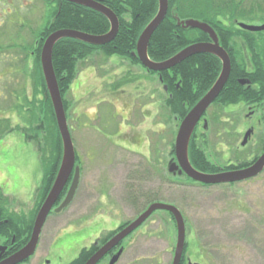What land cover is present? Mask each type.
Instances as JSON below:
<instances>
[{"label": "rangeland", "instance_id": "rangeland-1", "mask_svg": "<svg viewBox=\"0 0 264 264\" xmlns=\"http://www.w3.org/2000/svg\"><path fill=\"white\" fill-rule=\"evenodd\" d=\"M47 1L0 0V119L7 120L9 129L29 128L24 120L28 116L21 109L29 110L30 116L35 107L30 100L41 98L36 94L37 64L44 47L39 31L47 19ZM100 54L87 62L91 68L81 71L89 77L85 86L91 87V94L84 97L85 87H81L75 98L72 93L65 96L67 125L83 172L79 191L68 209L49 217L36 254L25 264H71L101 237L134 223L149 208L143 211L146 201L140 200V207L130 202L132 186L136 194L138 190L151 194L157 203L182 213L193 264H264V172L246 182L212 187L171 174L169 165L176 157L182 122L165 106L161 78L142 64L115 56V65ZM40 68L43 72L42 63ZM121 83L123 112L115 100L119 97L116 86ZM214 104L197 127V135L206 138L208 158L222 168L237 159L258 160L264 154V103L235 105L219 117ZM120 123L125 124L122 134L118 133ZM41 126L33 138L27 137L32 141H26L24 132L17 129L0 138V177L5 178L0 193L9 198L15 213L28 215L37 209L44 183L38 180L44 174L41 147L46 133ZM250 130L252 136L243 147ZM109 142L134 152L116 149ZM132 174L138 177L136 182L130 179ZM177 237L171 214L158 211L116 248L114 256L122 252L116 264H173ZM110 260L101 264H110Z\"/></svg>", "mask_w": 264, "mask_h": 264}, {"label": "trees", "instance_id": "trees-1", "mask_svg": "<svg viewBox=\"0 0 264 264\" xmlns=\"http://www.w3.org/2000/svg\"><path fill=\"white\" fill-rule=\"evenodd\" d=\"M93 1L104 5L116 14L120 21V31L111 43L102 47L92 46L71 38L63 39L57 43L53 52V66L66 111L68 105L65 96L70 92L72 83L80 72L90 66V64H86L95 55L101 53L100 55L106 59L118 56L129 60L134 65H141L138 57L135 56L138 41L159 12V0ZM47 8V19L39 31V37L43 38L41 44H44L52 34L62 30L76 31L92 36H104L111 30L109 20L93 9L61 0L47 1ZM190 20L211 26L219 37L220 45L231 58L230 79L215 102V107H212L220 110L217 116L227 114L228 109L235 105L252 106L264 103V32L252 33L239 27L241 23L264 25V0H169L168 15L153 35L148 48L149 58L153 62H166L194 44L211 42L210 37L201 30L184 27V23ZM37 66L40 76L36 81V94L41 95V98L36 97L33 103V100H30L31 104L35 105L30 116L28 115L29 110L23 107L21 109L22 114L30 117H24L30 127L21 128L18 126L9 129L7 120L0 119V138L17 129L18 132H24L26 138L31 139L35 129H41V125L45 126L46 133L43 148L41 147L44 183L35 212L28 215L12 212L9 198L0 193V243L3 242L7 248L4 259L16 254L29 243L36 216L49 195L63 162L62 137L45 77L40 68V60ZM221 71L222 63L217 57L199 54L171 70L161 73L148 72L161 78L167 95L165 106L173 117L182 122L212 89ZM242 82H246V84L243 85ZM123 85L124 83H121L116 87L119 89ZM36 99L39 100V108L36 106ZM27 118L29 120H26ZM197 133L198 129L195 130L189 146L190 162L197 171L214 175L243 170L253 165L256 158L253 161L237 159V165L230 163L225 168L213 163L204 151L205 136H198ZM30 139L27 138V141H32ZM262 146L261 151L264 152V140ZM77 160H79L78 156ZM148 167L150 169L149 165ZM131 176L132 181L138 180V177H134L133 174ZM184 178L189 183L198 184L187 177ZM132 187H130L131 193L128 198L136 207L141 206L140 200L147 203L143 211L157 203L155 198H151V194H144L138 190V195L132 191L135 189ZM65 195L66 191L62 194L61 200ZM172 219L174 220L173 216ZM124 227L126 226L122 228ZM115 235L116 232H112L101 237L95 245L83 249L79 257L71 264H86ZM189 250L190 245L186 243L181 264H193ZM0 261L2 260L0 259Z\"/></svg>", "mask_w": 264, "mask_h": 264}, {"label": "water", "instance_id": "water-1", "mask_svg": "<svg viewBox=\"0 0 264 264\" xmlns=\"http://www.w3.org/2000/svg\"><path fill=\"white\" fill-rule=\"evenodd\" d=\"M61 1L81 5L101 13L109 20L111 24V30L107 35L104 36H92L76 31L62 30L52 34L44 43L41 54V63L47 89L51 97L59 131L63 140L64 157L61 169L54 182V185L36 217L29 243L16 254L0 262V264H23L30 260L37 251L43 227L47 222L48 217L60 201L61 196L68 186L73 173L74 178L72 185L65 200L57 209H55L56 214H60L72 204L79 188L80 169L76 167V152L67 125L66 111L64 108L62 94L60 92L59 83L53 66V52L55 46L61 40L66 38L79 40L92 46H106L117 37L120 29V22L116 14L112 10L98 2H95L93 0ZM168 12L169 0H159V12L157 16L145 29L138 41L137 53L135 54V56L138 57L141 64L147 70L159 73L168 71L190 59L191 57L199 54L213 55L222 62L221 74L212 89L193 108V110L181 123L175 144L176 157L175 161H173L169 165V172L174 176L185 175L192 181L206 186L237 184L258 178L264 172V154L253 165L239 171L210 175L201 173L192 166L189 159V146L192 136L208 109L220 97L225 86L227 85L232 72V63L229 53L220 45L219 37L216 31L208 24L195 20H190L184 23V27L201 30L210 37L211 42L192 45L166 62H153L149 58L148 48L153 35L165 21ZM239 27L245 31H249L252 33L264 32V25L240 24ZM242 84L245 85L246 83L242 82ZM252 133L253 131L250 130L246 134L244 142L242 143L243 147L248 144ZM158 211H165L170 213L176 221L178 237L173 264H181L186 248L187 239L186 223L184 217L176 207L160 203L151 205L149 209L134 223L121 229L107 244L100 248L86 264H99L106 256H108L116 248H118L129 236H131V234L139 229L154 213ZM5 250V247H0V253H3V251ZM121 256L122 252L120 251L118 255L112 258L110 264H116L120 260Z\"/></svg>", "mask_w": 264, "mask_h": 264}, {"label": "crops", "instance_id": "crops-1", "mask_svg": "<svg viewBox=\"0 0 264 264\" xmlns=\"http://www.w3.org/2000/svg\"><path fill=\"white\" fill-rule=\"evenodd\" d=\"M114 59V57H112V58H110V61L111 60H113ZM112 64V63H111ZM113 64H117V62H115L114 60H113ZM93 65H91V66H89L88 68H86V69H89V68H91ZM86 71H84V72H81L79 75H78V77L76 78V80L73 82V84H72V86H71V89H70V92H68V94L69 93H72V95H73V97L75 98V93H79V91H80V89H78V88H81V87H85V95H84V97L86 96H89L91 93L90 92H88L89 90H90V88L91 87H88L87 89H86V86H85V84H87V82H88V79H89V77L86 75V73H85ZM89 72L91 73V75H94L95 76V70H89ZM80 79V80H79ZM112 79H109V82H111V83H109L110 85H112L113 84V81H111ZM130 83H133L132 82V80H130ZM76 84H77V86H76ZM72 88L74 89L73 91H72ZM78 89V90H77ZM118 90V94H119V97L116 99L115 98V100L117 101V105H118V107H119V109H120V112H123L122 110H123V107H122V100L121 99H123L124 98V96L125 95H123V93H124V90H123V88H119V89H117ZM67 94V95H68ZM125 94V93H124ZM67 95H66V97H67ZM114 100V101H115ZM94 107V106H93ZM95 109H96V107H94ZM134 109V108H133ZM131 113H132V110H131ZM77 114V113H76ZM78 115V117H83V115H85V116H88V115H86V114H77ZM133 116V115H132ZM118 127L120 128V130H119V134H122V132H123V130H124V128H125V124H123V123H120L119 125H118ZM10 134V133H9ZM8 134V135H9ZM14 134V133H13ZM7 135V136H8ZM6 136V137H7ZM24 136V135H23ZM25 139H26V141H27V138L25 137ZM107 141V140H106ZM115 141H116V143L117 144H122L121 142H120V140L119 139H115ZM114 142V141H113ZM110 145H112V147H114V148H116V149H119V150H122V151H130L129 150V148L128 149H126V148H122L121 146H118V145H116L115 143L114 144H111L110 143ZM10 147L9 146V144H6V147ZM42 168V167H41ZM26 175V174H25ZM44 175V174H43ZM41 176L38 180H42V183H43V180H44V176ZM4 179L5 178H1L0 177V183L2 182V183H4L5 181H4ZM42 185V184H41ZM40 187H38L36 190H34L33 192H32V197H34V195H35V193H36V191L39 189Z\"/></svg>", "mask_w": 264, "mask_h": 264}, {"label": "flooded vegetation", "instance_id": "flooded-vegetation-1", "mask_svg": "<svg viewBox=\"0 0 264 264\" xmlns=\"http://www.w3.org/2000/svg\"><path fill=\"white\" fill-rule=\"evenodd\" d=\"M264 153V152H263ZM255 162L257 161L256 159L254 160ZM231 164H236L237 165V163H231ZM228 172H230V171H228ZM224 173V172H223ZM71 182H72V179H71ZM1 247H5V246H1ZM6 248V247H5ZM6 250H7V248H6ZM6 250L5 251H3V253H0V254H2L1 256H0V259L1 260H4V253L6 252ZM116 251H117V249H116ZM113 256H114V253H110L109 255H108V257L110 258V259H112L113 258ZM107 256L100 262V264L101 263H103L107 258H108ZM6 259V258H5ZM111 261V260H110ZM1 262V261H0Z\"/></svg>", "mask_w": 264, "mask_h": 264}]
</instances>
